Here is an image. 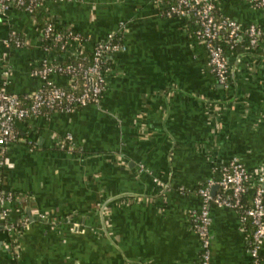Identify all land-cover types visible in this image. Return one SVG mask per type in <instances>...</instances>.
Segmentation results:
<instances>
[{"label": "crops", "instance_id": "1", "mask_svg": "<svg viewBox=\"0 0 264 264\" xmlns=\"http://www.w3.org/2000/svg\"><path fill=\"white\" fill-rule=\"evenodd\" d=\"M36 7L33 16L0 11V85L10 92L37 89L32 69L44 58L60 61L43 50L39 22L86 36L83 50L120 32L122 49L96 104L16 124L19 140L4 151L0 187L22 200V211L7 207L11 222L25 225L16 235L0 228V264H198L189 220L197 188L233 157L250 171L264 169V9L245 0L217 4L220 14L263 29L254 48L231 52L221 85L182 18L162 16L152 0ZM10 31L20 48L3 44ZM50 79L65 84L62 75ZM209 217L211 264H252L238 212L211 205ZM258 258L264 264V244Z\"/></svg>", "mask_w": 264, "mask_h": 264}, {"label": "built area", "instance_id": "2", "mask_svg": "<svg viewBox=\"0 0 264 264\" xmlns=\"http://www.w3.org/2000/svg\"><path fill=\"white\" fill-rule=\"evenodd\" d=\"M42 0H0V11L15 7L23 13L31 12ZM220 0H152L160 14L189 18L196 25L195 35L204 42L208 54V65L215 75L217 82L225 85L230 74V54L236 50L238 41L246 40L247 46L254 48L262 39L263 29L256 23L243 25L237 20L225 15H216L217 4ZM255 7L264 9V0H245ZM117 36L116 41L113 36ZM42 39L57 44L60 60L67 62H53L46 58L41 60L38 67L32 69V75L37 76L42 84L35 90L16 94L8 91L4 84L0 85V172L4 165V151L7 147L19 140L16 124L34 116H46L51 112L68 113L88 104H96L105 87L107 68L102 65L106 58L122 49L120 32H111L101 41L94 42L91 55L81 54L80 44L86 36L71 29H56L52 23H47L41 29ZM75 43V47H71ZM5 46L20 48L23 41L14 31H10ZM49 51L48 47H42ZM107 56V57H106ZM6 73V71L4 72ZM59 74L65 78L64 85L54 84L50 75ZM65 140H71L70 135ZM153 182L161 189L165 183L158 178ZM216 187V192L211 189ZM200 197L199 207L189 211L190 229L195 233L200 245L198 264H211L210 241V206L229 207L238 210L242 206L241 197L244 193L252 194L251 206L244 207L240 215L241 223L249 219L254 226L252 244L248 252L252 264H259V249L264 244V169L248 170L244 164L233 157L222 168L217 178L207 179L197 188ZM22 200L13 198L9 190L0 187V228L9 234H17L19 227L25 225L24 219L12 223L9 219L12 204L18 211ZM22 206V205H21ZM44 218L43 215H39ZM67 220V218H66ZM65 220V221H66ZM69 222V219L67 220ZM70 230L76 224L70 221Z\"/></svg>", "mask_w": 264, "mask_h": 264}, {"label": "trees", "instance_id": "3", "mask_svg": "<svg viewBox=\"0 0 264 264\" xmlns=\"http://www.w3.org/2000/svg\"><path fill=\"white\" fill-rule=\"evenodd\" d=\"M169 1H170V2H173V0H169ZM232 1H233V0H232ZM36 8H37V7H35L31 12L26 13V14H27V15H30V16H33V15L35 14ZM161 15H162V14H161ZM216 15H217V16L221 15L220 12H219V10H218V8H217V10H216ZM162 16H164V15H162ZM166 17H167V16H166ZM182 20H183L184 24H186V26L188 27V35H189V39H190V41L193 42V44H194V46L197 48V50L202 49V50L204 51V56H205V63H206V69H207V72H208V74L212 77V79L214 80V82H215V81L217 82V79H216L215 75L211 72L210 67H209V65H208V54H207V51H206V49H205L204 42H203L202 40L198 39V38L196 37L195 33H194V32H195V29H196V25H195L194 22L191 21L189 18H185V17H184V18H182ZM47 23H48V22H43V23L39 22V23L37 24V27L41 30V29H42ZM52 25H53V24H52ZM246 25H248V24H246ZM53 26H54V25H53ZM54 27H55V26H54ZM56 29H57V28H56ZM60 30H63V29H60ZM16 35H17L19 38H21V37L19 36V34L16 33ZM113 40H114V41L118 40V39H117V36L114 35V36H113ZM120 41H121V39H120ZM247 45H248V44H247V41H246V40L238 41V42L236 43V48H235V49H241V48H242V49H243V48L245 49V48L247 47ZM41 46H42V47H46V46H47L49 50H54V51H57V52L59 51L58 48H57V44H54V43H52V42H48V41L42 39V36H41ZM81 54H84V55H86V56H89V55H91V51H90L89 49H88V50H83V49H82ZM106 57H107V56H106ZM67 61H68V59L63 58V59H61L59 62L64 63V62H67ZM112 64H113V62H112V58H106L104 64L102 65V67H103L104 69L107 68V71H108V70L111 69ZM78 108H81V107H78ZM251 200H252V194H251L250 192H246V193L243 194V196L241 197V203H242V206L239 207L238 210H237L239 216L242 215L244 207H249V206H251V203H252ZM242 225H243V228L245 229L246 232H247V231L250 232L249 239H248V241H249L248 246H249V245L252 244V240H253L252 235H253V231H254V226L251 224V222H250L249 219H246L245 221H243V222H242Z\"/></svg>", "mask_w": 264, "mask_h": 264}, {"label": "water", "instance_id": "4", "mask_svg": "<svg viewBox=\"0 0 264 264\" xmlns=\"http://www.w3.org/2000/svg\"><path fill=\"white\" fill-rule=\"evenodd\" d=\"M215 187V186H214ZM216 188V187H215Z\"/></svg>", "mask_w": 264, "mask_h": 264}]
</instances>
